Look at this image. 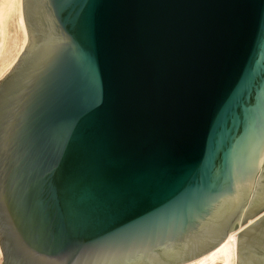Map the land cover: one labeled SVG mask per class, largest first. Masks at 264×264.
I'll return each mask as SVG.
<instances>
[{
  "label": "water",
  "instance_id": "obj_1",
  "mask_svg": "<svg viewBox=\"0 0 264 264\" xmlns=\"http://www.w3.org/2000/svg\"><path fill=\"white\" fill-rule=\"evenodd\" d=\"M21 9L0 264H181L239 227L236 264H264V0Z\"/></svg>",
  "mask_w": 264,
  "mask_h": 264
},
{
  "label": "bare ground",
  "instance_id": "obj_2",
  "mask_svg": "<svg viewBox=\"0 0 264 264\" xmlns=\"http://www.w3.org/2000/svg\"><path fill=\"white\" fill-rule=\"evenodd\" d=\"M26 42L21 0H0V76L14 64ZM241 228L229 232L212 250L181 264H236L234 237Z\"/></svg>",
  "mask_w": 264,
  "mask_h": 264
}]
</instances>
